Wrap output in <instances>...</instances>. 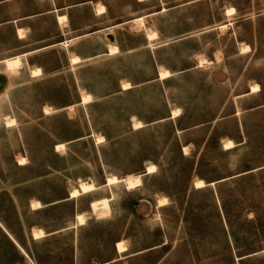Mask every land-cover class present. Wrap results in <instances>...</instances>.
Segmentation results:
<instances>
[{"label":"rangeland","instance_id":"obj_1","mask_svg":"<svg viewBox=\"0 0 264 264\" xmlns=\"http://www.w3.org/2000/svg\"><path fill=\"white\" fill-rule=\"evenodd\" d=\"M26 51L0 63V264H264V0H0V59Z\"/></svg>","mask_w":264,"mask_h":264},{"label":"bare ground","instance_id":"obj_2","mask_svg":"<svg viewBox=\"0 0 264 264\" xmlns=\"http://www.w3.org/2000/svg\"><path fill=\"white\" fill-rule=\"evenodd\" d=\"M95 7H96L98 12H102L103 10H105L104 4L97 3ZM162 8L164 9L165 7H162ZM234 11L235 10H234L233 6H231L230 8H227V10H226L227 14L233 13ZM142 16L143 15H140V16L136 17L135 19L137 21H139L142 18ZM63 17L64 16L59 15L58 16V20L61 21V19H63ZM221 26L222 27L226 26V24H221ZM17 32H18L19 36H23V30H22L21 27H17ZM154 35H155L154 31H150V32L147 33V37H149V38L153 37ZM248 49H249V46L247 44H243V45L240 46V51L241 52H245ZM108 51H109V53H114V52L118 51V46L115 43H109ZM27 53H29V52L26 51V52H23L21 54H14L12 56L3 57V58L0 59V63L4 65L5 69L8 72L16 73L19 70V68L22 66V64H21L22 63L21 56L22 55H26ZM79 60H80L79 55L75 54V55L70 56V61L72 63L78 62ZM40 73H41V68L39 66L30 67V74L31 75H38ZM168 75H170V71L167 68H160L159 69V76L160 77H165V76H168ZM2 84L3 83H2V81L0 79V85H2ZM130 86H131L130 81L126 80V81L122 82V87L127 88V87H130ZM258 89H259L258 83L254 82V83L250 84V91H255V90H258ZM80 99H81L82 102H86V101L90 100V93L89 92L82 93L81 96H80ZM44 109H45V112H50L52 110V107L49 105V106H46ZM177 113H178V108L172 110L171 114L172 115H177ZM4 119H5V124L7 126H11V125H13V123L16 122V119L14 117H11V116H6ZM142 124H143L142 120L135 119L133 121L134 127H140ZM103 139H104L103 135L98 137L99 141H102ZM233 144H234V141H232L229 138L223 140V147L224 148L232 147ZM63 146H64L63 142L56 143V149L57 148H61ZM18 162L19 163H25L26 162V157L24 155L19 156L18 157ZM154 164L155 163H151V162L148 163L146 165V167H145V171H147V172L155 171V165ZM119 180H122L125 183L126 187H135V186H137V185H139L141 183V174L140 173L139 174H127V175L124 176V178H119V177H117L114 174H110V175L107 176L106 183L117 182ZM204 184H205V181L201 177H197L194 180V186L195 187L202 186ZM93 187L94 186L91 183L86 184V182H81L80 183V188L79 187L70 188V190H69L70 191V196H77V195H79L81 193L88 192ZM167 201H168V199H167V197L165 195H161V196L157 197V200H156L157 205H162V204L166 203ZM41 204L42 203H41V201L38 198H33L30 201V205L29 206L32 209H34L36 207L41 206ZM84 219H85V217H84V215L82 213H78L76 215V222L83 223ZM31 228H32L31 231H32L33 238L45 235V232H44L43 228H41L39 226H36V225L31 226ZM115 244H116V247H117L118 251H122V250L126 249V245L123 244L122 240H117L115 242Z\"/></svg>","mask_w":264,"mask_h":264},{"label":"crops","instance_id":"obj_3","mask_svg":"<svg viewBox=\"0 0 264 264\" xmlns=\"http://www.w3.org/2000/svg\"><path fill=\"white\" fill-rule=\"evenodd\" d=\"M96 6V5H95ZM106 9V8H105ZM50 10H52V11H56V10H58V8L55 6V7H53V8H50ZM96 11H97V9H96ZM104 11V10H103ZM235 12V11H234ZM97 13H102V12H98L97 11ZM58 14V15H57ZM56 14V16H57V19H58V16L59 15H62V16H64L63 17V19H61V21L60 20H58L59 21V23H61V22H63L64 21V19H65V15L64 14H59V13H57ZM18 18H12V20H17ZM227 24H229L230 23V21H228V22H226ZM226 23H224V24H226ZM71 37H76V36H71ZM68 38H70V37H68ZM62 43V42H61ZM248 45V44H247ZM249 46V48H250V45H248ZM249 50V49H248ZM247 50V51H248ZM28 52H30V51H28ZM241 52V51H240ZM246 52V51H245ZM81 59V58H80ZM80 61V60H79ZM255 91H257V90H255ZM250 92H254V91H250ZM235 144V143H234ZM233 144V145H234ZM233 147V146H232ZM100 184H103V183H100ZM167 203V202H166ZM165 204V203H164ZM158 206H162V205H158ZM44 230V229H43ZM44 232H45V230H44ZM7 233H8V235H9V237L15 242V240L12 238V236H11V234L7 231ZM46 233L47 232H45V235H46ZM31 234H32V231H31ZM44 236V235H43ZM41 237V236H40ZM36 238H38V237H36ZM16 243V242H15ZM126 248H127V246H126ZM126 250V249H125ZM125 250H122V251H119V252H123V251H125Z\"/></svg>","mask_w":264,"mask_h":264}]
</instances>
